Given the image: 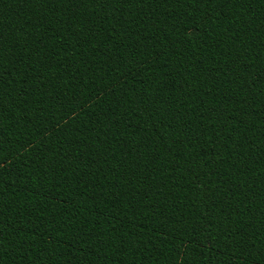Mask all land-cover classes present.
<instances>
[{"label": "trees", "instance_id": "16d2710c", "mask_svg": "<svg viewBox=\"0 0 264 264\" xmlns=\"http://www.w3.org/2000/svg\"><path fill=\"white\" fill-rule=\"evenodd\" d=\"M0 264H264V0H0Z\"/></svg>", "mask_w": 264, "mask_h": 264}]
</instances>
